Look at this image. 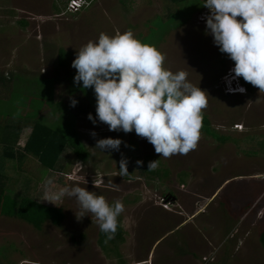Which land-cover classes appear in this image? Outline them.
<instances>
[{"label":"rangeland","instance_id":"374dc122","mask_svg":"<svg viewBox=\"0 0 264 264\" xmlns=\"http://www.w3.org/2000/svg\"><path fill=\"white\" fill-rule=\"evenodd\" d=\"M14 1V5L30 6L35 12L40 8L41 25L38 38L33 34L27 44L23 37L8 39L0 34V135L8 125L22 126L33 120L66 134L76 128L90 158L81 162L67 151L62 173L51 172L32 157L22 170L19 164L11 172L6 169L12 178L16 175L14 181L20 179V189L21 185L25 190L29 187L25 194L63 208L65 219L60 226L48 222L39 231L0 214V264H119V254L127 264H264L260 243L264 189L261 194L250 192L246 198L252 195V203L246 205L244 197L235 195L239 194L235 189L238 183L231 182L241 176L251 181L249 185L264 186V161L254 158L260 157L257 146L264 135V93L257 87L246 94L225 91L229 83L225 77L235 63L220 51L207 29L210 9L200 10L205 0L180 4L170 0H93L77 14L65 11L63 0ZM60 10L64 12L59 14ZM181 17L191 19L175 29ZM12 29L11 23L3 20L0 33L9 35ZM117 29L121 33L131 30L141 42L154 45L165 55L166 68L187 72L188 81L209 94L203 113L212 128L231 140L220 144L201 131L195 150L164 159L134 130L110 131L98 117L95 124L89 120L91 113L96 117L95 92L84 89L82 82L75 83L72 74L77 70L72 63L81 46L98 40L101 32L114 36ZM60 48L71 56L67 70L57 74ZM3 72L13 73V80H1ZM72 99L90 102L92 112L76 116ZM24 130L18 143L21 146L30 133V128ZM92 132L97 134L95 138ZM109 137L122 141L118 151L95 148L98 140ZM122 159L128 162V174L123 176ZM159 159L157 168L168 169V178L153 177L137 163L147 161L149 165ZM77 162L82 167L74 169ZM257 175L258 180L253 181ZM46 177L54 180L53 191L72 187L78 180L81 187L105 196L110 204L116 199L123 202L124 212L119 217L126 231L125 242L118 245L117 255L98 245L99 225L91 214L79 217L75 198L42 201ZM217 187L221 190L209 196Z\"/></svg>","mask_w":264,"mask_h":264},{"label":"clouds","instance_id":"9594fccd","mask_svg":"<svg viewBox=\"0 0 264 264\" xmlns=\"http://www.w3.org/2000/svg\"><path fill=\"white\" fill-rule=\"evenodd\" d=\"M203 7L211 12L206 23L214 43L235 63L232 78H243L264 93V0H205ZM165 60L161 51L141 42L131 30L121 33L117 29L114 36L101 32L98 40L81 46L72 67L77 70L75 83L82 82L84 89L95 92L96 117L89 114V120L95 124L98 117L110 131L134 130L161 158L170 159L197 148L209 94L189 82L184 70L166 68ZM229 91L247 92L246 86ZM76 104L72 99L71 106ZM91 135L95 138L97 134ZM121 143L109 137L98 140L95 148L118 151ZM159 161H150L149 171L155 170ZM127 163L126 159L120 161L122 176L128 174ZM79 167L80 162L73 166ZM43 187L42 201L75 198L79 217L91 214L107 240L114 238L118 217L124 212L120 199L110 204L105 196L81 187L78 180L72 187L53 191L54 180L46 177Z\"/></svg>","mask_w":264,"mask_h":264},{"label":"trees","instance_id":"16d2710c","mask_svg":"<svg viewBox=\"0 0 264 264\" xmlns=\"http://www.w3.org/2000/svg\"><path fill=\"white\" fill-rule=\"evenodd\" d=\"M170 1L173 4H180L190 0ZM204 4L205 3H202L201 5V11L206 8L203 7ZM193 13L194 12L190 14L193 15ZM190 19V17H181L180 20H177L175 29L181 27ZM70 56L71 54L69 51H66L64 48L59 49L57 56L58 65L56 67L55 73L59 72L60 70H67ZM5 77L9 78V81L11 82L14 75L12 74L8 76L4 74L1 80H3ZM55 84L56 79L53 85ZM244 84L249 92H253L254 86L247 82H244ZM86 103H77L78 106H75L76 116L79 114H89L92 112V104H89L90 102L87 101ZM92 115L95 116V114ZM24 126L26 128H30V133L28 134L24 145L21 146L18 145V143ZM201 131L207 136L213 137L219 143H224L226 141L227 137L219 135L215 129L212 128L210 118L204 113ZM67 151H70L81 162H87L90 158V152L83 143V140L76 128H72L70 132L66 134L64 131L57 130L55 127H51L44 122L42 123L33 120V122L25 121L22 126L17 124L8 125L5 129H3L2 134L0 135V214L22 220L39 231H41L43 226L48 222L55 226H60L65 219L63 208L47 205L41 202L37 197H34L33 195L31 196L30 194H25L28 190H30L29 187L25 190V188L21 185L20 189V179L18 182L17 180L14 181L16 175L12 178L6 172V169H9L11 172V170H13L15 167V164H19L18 166L22 170V167H24L25 163L29 160V157H32L51 172L62 173L65 169V164L67 161L65 157ZM147 163L148 162L146 161L140 165L142 168L141 170L146 171L147 174L160 178L169 177L170 172L168 169L161 167L149 171ZM15 186H17L18 189H16ZM171 195L172 193L167 194L165 198L168 199ZM106 240V235L99 229L98 245L103 251L110 253L111 250H113L117 255L118 245L125 242V230L120 217H118V228L114 238L107 240V242ZM260 243L264 247V230L260 235ZM113 247L115 248L113 249ZM118 257L119 264H127L123 258H120V254Z\"/></svg>","mask_w":264,"mask_h":264},{"label":"crops","instance_id":"0c3cea01","mask_svg":"<svg viewBox=\"0 0 264 264\" xmlns=\"http://www.w3.org/2000/svg\"><path fill=\"white\" fill-rule=\"evenodd\" d=\"M2 2L3 1H0V25L3 24V20H5V21L8 20L11 23V27H13V29L11 30V33H9V35L4 34V33H0V34H2L3 36L7 37L8 39H9V37H11V38H17V37L21 38V37H23L24 38V44L28 43L27 40L33 39L31 37L33 34H35V38L37 39L38 35H39L37 33V28H39L38 25L40 24L39 21L41 19L40 18L41 15L38 13L40 11V8H36V11H38V12H35V11L32 10L33 8H31L30 6H28V8H24V7L20 6V5L19 6L14 5L13 4V2H15L14 0L13 1H9V2L7 1L6 3H4V2L2 3ZM63 3L66 4L67 0H63ZM65 9H66V7H65ZM62 12H64V10H60L59 14L62 13ZM56 13L58 14L57 11H56ZM21 14H24L25 16L26 15L27 16L26 17L25 16L22 17ZM73 14H77V13H73ZM3 73L5 75H8V76L13 74V73H10V72H3ZM73 74L76 75V73H74V72H73ZM246 90L248 91L247 88H246ZM24 129H25V126H24ZM24 129H23L22 133L25 132ZM225 137H227L226 141L224 143H220V144H225V143H227L228 141L231 140V137H229V136H225ZM260 137H261V141L258 143V146H257L259 148V151H260L259 152L260 153V157L257 158V155H256V157L254 156V158L264 161V135L261 134ZM253 139H254L253 137H250L251 141H253ZM26 140H27V138H26ZM26 140H25V142H26ZM20 141H21V138L19 139V143H20ZM233 141L236 142V140H233ZM247 147H248V145H246V148ZM256 174H258V172ZM259 174H261V173H259ZM258 175H257L256 178H253V181L258 180V177H259ZM240 177L239 178L237 177L236 179L231 181L233 183H238V186L235 189L237 190V192H239V194L235 193V195H237V196L241 195L242 197H244L245 200H246L245 201L246 205H247V203L251 204L252 203L251 199H252L253 196L251 195L250 198H246V196L250 195L251 194L250 192H253V191L256 192V193H259L258 191H261L259 193V194H261L262 190L264 189V186H263V184H260L259 186L258 185H256V186L249 185L250 184L249 182H251L250 180H243L245 178H240ZM246 181H248V183H245ZM183 184H185V183H183ZM217 190H221V188L217 187L216 190L213 193L208 192V193H210L209 196L215 195ZM243 193H244V195H242ZM240 203H241V201H240ZM245 204H244V206H245Z\"/></svg>","mask_w":264,"mask_h":264},{"label":"built area","instance_id":"2783aa9c","mask_svg":"<svg viewBox=\"0 0 264 264\" xmlns=\"http://www.w3.org/2000/svg\"><path fill=\"white\" fill-rule=\"evenodd\" d=\"M92 2H93V0H67L66 11L70 12V13L80 12V11L88 8ZM202 13L205 17L208 15V11H206V10L203 11ZM234 67L235 66H233V68ZM233 76H234V73L232 71H230L229 75H227L225 77V79H227V78L229 79V83L226 82L227 87L225 89V91L229 94H233V92H235V91H229V88L236 90L240 87H245L243 78L233 79L232 78Z\"/></svg>","mask_w":264,"mask_h":264}]
</instances>
